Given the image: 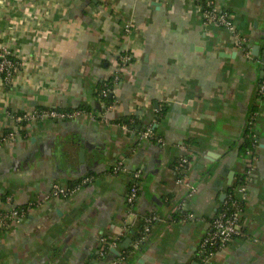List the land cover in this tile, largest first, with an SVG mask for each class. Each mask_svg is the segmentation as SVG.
<instances>
[{
    "label": "crops",
    "instance_id": "1",
    "mask_svg": "<svg viewBox=\"0 0 264 264\" xmlns=\"http://www.w3.org/2000/svg\"><path fill=\"white\" fill-rule=\"evenodd\" d=\"M216 2L233 29L206 24L194 0H0V45L19 63L0 79V212L21 211L0 226V264H264V0ZM125 54L104 108L98 84ZM41 108L80 112L19 120ZM122 118L161 142H137ZM239 184L241 235L204 258L200 242ZM148 214L160 220L133 248L127 230Z\"/></svg>",
    "mask_w": 264,
    "mask_h": 264
},
{
    "label": "built area",
    "instance_id": "2",
    "mask_svg": "<svg viewBox=\"0 0 264 264\" xmlns=\"http://www.w3.org/2000/svg\"><path fill=\"white\" fill-rule=\"evenodd\" d=\"M196 8L199 10L203 17V21L206 24H216L224 26L228 29H233L232 20L230 16L225 10L221 9L217 4L216 0H206L203 6L202 0H194ZM241 39H235V45L242 47ZM130 62L129 55H123L119 58V63L116 69L113 70L112 76H114L115 84L119 82V74L121 69L125 67ZM264 64V62H263ZM19 67V63L13 58L11 55L10 50L3 45H0V79L3 81L4 84L10 83L12 76L17 72ZM257 93L261 96H264V72L259 80L257 86ZM110 106V105H109ZM80 111L76 112H67L62 110H57L54 108H41L29 114H23L19 117V120H25L33 117H50L55 119H65L71 118L78 114ZM125 126V125H124ZM15 132H8L7 137L12 138ZM151 128L148 126L142 133L141 138L143 140H148L151 135ZM161 142V139H158ZM188 162V158L186 156L181 155L176 162L174 167V172L179 174L183 168L186 166ZM122 162L118 161L115 162L112 167L111 171L113 173L119 172L122 170L121 167ZM251 168H248L246 173H251ZM131 180L128 185V190L126 194V202L131 207L135 204L139 190H140V175L141 170L137 169L133 173H131ZM90 181V177L84 178L82 183H87ZM74 187L68 186H60L54 184L52 186V190L50 195L56 198H65L67 197ZM245 192V185L239 184L235 186V188L231 189L228 197L225 199L224 203L222 204L221 208L216 212V214L211 219V225L209 231L203 236L199 252L204 258H208L213 254L216 250L224 247L232 238L241 235V226H240V215L242 212V195ZM20 210L12 208L6 212H0V226H3L7 219L17 218L20 215ZM130 214L133 215V218H137L136 212L131 209ZM188 218H192L193 215L191 213L186 214ZM160 220V217L156 214H148L143 217V229L144 234L140 237L136 238L132 242L133 248H137L139 244L145 240L147 234L149 233L150 226ZM114 243H111L113 246ZM124 260V256L120 255L115 260L111 261L110 264H119L121 261Z\"/></svg>",
    "mask_w": 264,
    "mask_h": 264
},
{
    "label": "trees",
    "instance_id": "3",
    "mask_svg": "<svg viewBox=\"0 0 264 264\" xmlns=\"http://www.w3.org/2000/svg\"><path fill=\"white\" fill-rule=\"evenodd\" d=\"M206 0H202V5L204 6ZM225 12H227L225 10ZM120 80V78H119ZM115 80H114V76H109L106 80H101L98 84V88H97V91H96V98L98 99L99 102L103 103L104 105V108H106L108 105L110 104H114L115 103V97L113 95V91H114V88H115ZM88 109V108H86ZM165 111V109L163 108L162 110H160V114H163V112ZM159 114V115H160ZM120 123H125L126 126L128 127V130L130 132H134L135 136H136V140L137 142L138 141H142L143 139L141 138V133L148 127L146 125H143V126H140L139 129H136L135 126L137 124V122L133 119V120H129L128 118H122L119 120ZM155 129L154 128H151V135L150 137L148 138V140L150 141H158V139L160 137H158L155 133ZM250 145V140H245L244 143H243V147L244 149H246L247 147H249ZM76 184V182L70 184L69 187H73L74 185ZM224 203V202H223ZM143 218H139L136 222V224L132 227V228H129L127 230V234H129L131 236V239L132 240H135L136 238L140 237L141 235L144 234V229H143ZM122 241V240H119V242ZM143 242V241H142ZM141 242V243H142ZM140 243V244H141ZM139 244V246H140ZM130 249V248H123L122 251L124 253H126V251ZM124 256V254H121Z\"/></svg>",
    "mask_w": 264,
    "mask_h": 264
},
{
    "label": "water",
    "instance_id": "4",
    "mask_svg": "<svg viewBox=\"0 0 264 264\" xmlns=\"http://www.w3.org/2000/svg\"><path fill=\"white\" fill-rule=\"evenodd\" d=\"M256 47L257 46L255 45V47L252 48L253 49L252 50L253 53L256 52ZM139 127H140V125L138 124L137 128H139ZM79 158H80V162L83 164L84 163V153H83L82 149H80V151H79ZM82 164H81V169H82V166H83ZM126 243H129L128 239L126 240Z\"/></svg>",
    "mask_w": 264,
    "mask_h": 264
}]
</instances>
